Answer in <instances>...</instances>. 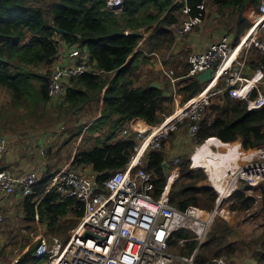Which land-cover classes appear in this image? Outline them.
I'll list each match as a JSON object with an SVG mask.
<instances>
[{
  "label": "trees",
  "instance_id": "trees-1",
  "mask_svg": "<svg viewBox=\"0 0 264 264\" xmlns=\"http://www.w3.org/2000/svg\"><path fill=\"white\" fill-rule=\"evenodd\" d=\"M107 1L0 0V85L11 91L17 102L23 100L29 103L30 107H33L30 101L36 107L47 104L49 99L51 100L49 80L53 73L56 54L60 50L59 41L55 39V36L60 35L68 46L80 43L82 51L87 48L90 52H88L90 60L94 62L96 69L107 73L75 75L72 78V86L67 88L66 102L79 108L78 106L85 107L86 103L96 101L98 97L100 99L103 88L108 85L104 94L102 115L97 119L99 124L94 123L91 130L114 116L116 119L112 127L116 129L121 122L135 118H143L151 125L160 123L163 120L160 118L161 113L166 115L172 113V106H167V103L172 102V97L166 96L163 89L151 87V85L136 86L135 79L139 75L136 70L143 58L148 60V57L144 55L143 46L151 51H165L171 46L174 35L165 27L181 20L179 13L184 8V1L126 0L124 6L118 9L109 8ZM203 1H211L220 5L221 8L232 6L239 8L245 2V0H187L191 15L202 18L206 10L201 9L199 5ZM156 23L157 25L154 26ZM152 27L153 30L143 41V46L136 50L143 34L135 32L141 29L149 31ZM253 50L256 49H250L249 53ZM257 52L260 51L257 50ZM257 52H253L248 58V64L253 69L264 62V54L262 57L256 54ZM133 53L134 56L130 59ZM44 64L49 68L48 76L35 71V68ZM114 72L117 74L110 81L109 77ZM36 80L40 81L39 86L35 84ZM188 80L187 85L182 87V90L186 92L185 101L203 88L198 80L189 78ZM250 85L252 87V83H249ZM62 105L66 106L65 100L61 102ZM214 112L216 115L213 117ZM200 126L198 142L210 137H218L224 142L241 139L246 149L256 147L264 149V105L249 109L247 102L225 93L222 104L214 103L206 109V116ZM145 127H147L146 124ZM82 129L81 126L75 132L76 136ZM112 134L114 133L111 132L109 137L101 143L80 149L72 160L73 167L92 165L93 170L100 174L101 181L115 171L125 168L134 154L136 141L130 137L111 141ZM208 142L222 144L214 138ZM241 152L240 144L237 143L235 155ZM144 162L147 170L155 175L153 196L159 198L167 183L163 167L164 153L157 150L151 151L144 156ZM188 163V160L181 163L180 176L173 184L169 203L181 210H186L191 205L207 210L213 209L218 197L217 193L208 184L198 183L205 180L206 175L201 170L195 175ZM203 163L205 164L203 168L207 169L214 186L221 193V182L216 178L220 172L224 173V171L213 172L208 163ZM197 167L200 166L197 164ZM51 177L52 174L48 171L35 184L33 192L23 197L26 217L33 220L38 215L42 223H47L49 234L61 229L70 230L84 214L83 203L78 199L61 200V195L55 188L47 191ZM175 177L170 175L167 193ZM188 177L192 179L191 182L186 185L179 183V180ZM256 191H258L257 194H255ZM202 194L203 196L200 197ZM261 198L263 206L259 208V211H264V185L244 186L242 184L230 197L233 201L230 210L249 211L258 206ZM223 212L229 213L225 210ZM66 217L69 223L64 226L66 221L62 222V220ZM260 227L263 230L259 239L256 240L258 245L253 247V243H248L249 249L251 248L249 251L255 259L254 264H264V219ZM235 231L228 223H218L213 226L208 239L201 246L197 264H206L211 259L222 255L230 259L234 258L239 248L238 237H232ZM193 236L194 233L186 228L175 231L171 246L176 245L181 237L192 238ZM197 245L198 241L192 239L188 241L187 249L182 248V251L190 255Z\"/></svg>",
  "mask_w": 264,
  "mask_h": 264
},
{
  "label": "built area",
  "instance_id": "built-area-1",
  "mask_svg": "<svg viewBox=\"0 0 264 264\" xmlns=\"http://www.w3.org/2000/svg\"><path fill=\"white\" fill-rule=\"evenodd\" d=\"M178 1L180 0H176ZM125 2L126 0H108L107 6L118 9L124 6ZM199 7L206 10V1L200 3ZM190 10L186 3L183 11L188 16L177 28L178 34L191 32L201 21V17L192 16ZM259 14V19L251 24L247 34L242 36L235 47L229 37H225L220 42L212 43L206 50L189 56V78H195L212 68L213 71H221L220 79L223 85L218 89L210 88L200 96L185 102L180 100L181 104L176 98L175 113L160 123L156 135H152L153 132L150 131L151 127L152 130L155 127L146 122L145 130L137 128L138 145H135L134 154L125 168L115 171L103 181L99 179L100 174L86 170L68 171L64 167L51 173L47 191L55 188L60 193L61 200L78 199L83 203L84 215L67 240L59 235L51 236L47 232V236H39L31 251L36 259L44 260L42 264H197L198 249L186 256L175 254L170 248L174 232L186 227L194 229L197 234L195 238L200 240L201 247L207 230L205 226L199 229L200 217L196 215L195 209L200 208L189 206L186 210H181L170 205L165 194L160 198L153 196L155 175L146 168L144 156L148 151H145L149 147L153 148L151 150L161 148L162 142L185 123L190 134L197 139L205 108L219 93H228L235 99L246 101L249 109L264 105L263 93L259 92L253 96L254 82H260L264 78V65L257 69L251 78L241 74L246 61L243 59L244 51L248 52L255 47L264 52V38L259 34L264 32V0L259 6ZM59 45L66 46V43L59 41ZM233 50H237V54L230 63L222 67V61ZM84 51L80 45H67L65 51L59 50L49 80L51 98L59 97L60 100H65L67 80L70 77L84 73H100L90 60L86 48ZM57 60L63 63L56 66ZM72 60L75 62L72 63ZM167 74L177 80L174 70H168ZM249 83H252V87H248ZM147 132L151 133L145 136ZM142 148L144 152L137 159V154ZM5 152L6 139L0 134V155ZM237 172L234 182L226 188L227 196H231L242 186L238 187V181L245 186H256L264 180V162L254 159L241 165ZM40 179L41 175L36 170L19 175L2 170L0 197L14 194L18 189L27 196L33 192ZM5 217L4 201L0 198V223ZM188 240L181 237L178 245L185 247ZM226 257L212 259L207 264H225L228 262ZM18 260L19 258L15 262Z\"/></svg>",
  "mask_w": 264,
  "mask_h": 264
},
{
  "label": "rangeland",
  "instance_id": "rangeland-1",
  "mask_svg": "<svg viewBox=\"0 0 264 264\" xmlns=\"http://www.w3.org/2000/svg\"><path fill=\"white\" fill-rule=\"evenodd\" d=\"M183 1H184V5L186 3H188L187 0H180L178 2H183ZM215 12H216L215 9H209L208 8L207 17H206V21H205V23H207V27H210L209 26L210 21L214 22L215 19L217 18L215 15ZM185 16L186 17H184L183 20L186 19L188 15L185 14ZM192 16H194V15H192ZM183 20L179 24H181L183 22ZM216 26H217V22H214V25L211 28V32L215 30ZM202 27L203 28L205 27L204 24L201 27L194 29L193 31L196 32L197 30L202 29ZM250 27H251V25L248 28H250ZM214 34L216 35L215 38H212V36H210L206 40L203 38L204 43H201V44L196 45V46L190 45V40L192 38L189 34H187L186 36L182 35V34H179V35L174 34L175 35L174 41L168 50H170L171 47H172L171 48L172 50H173V48L174 49L177 48L178 53L175 54V56H181V57L177 58L175 60V64L169 63V66L167 64L168 68L170 70H172V68H175V65L180 63V59H186V61H188L187 59L189 58L190 55L198 53V51H195V49L202 48L208 41H211L210 42L211 44L217 43V42L222 41L225 37L230 36L228 33H226V32L223 33L220 31L219 32L216 31ZM259 34L261 35L262 38H264L263 32H260ZM179 38H182V39L179 40ZM241 38H242V36L239 37V39L237 41H240ZM55 39H57L58 41H64V39L60 35H56ZM229 40H230V38H229ZM141 42H142V44H141ZM76 45H80V43H77ZM236 45H237V43L234 45V47ZM141 46H143V40L142 39L140 40V43L136 49L139 50V48H141ZM183 46H185L184 49H183ZM200 46H202V47H200ZM66 48H67V44H66V46L60 45V50L62 49V51H65ZM252 48L255 49V47H252ZM143 49L146 50V54L148 56H150V58H148V60L143 58L142 59L143 62L140 61V66L136 70L137 74H139V75L135 79V85L141 86V87H144L150 83H153L154 80L158 79L157 75H161L157 70L149 67L150 63H151V58L154 57L153 59H156L157 56L159 58H160V56L162 58L163 57L167 58V56H168V53L161 52L158 50L151 51L144 46H143ZM259 51H261V50H259ZM88 52H89V50H88ZM134 53H135V51H134ZM134 53L130 56V59L134 56ZM154 53L157 54V56ZM56 56H58V53L56 54ZM244 56H245V52H244ZM73 62H75V60H72V63ZM61 63H63V62L57 60L56 66L61 64ZM160 65H161V67L165 66V65H162L161 63H160ZM263 65L264 64H261L257 69L261 68ZM164 69H166V68H164ZM209 69H212V68H209ZM209 69H207V70H209ZM48 70H49V68L45 64L35 68L36 72H39V74L45 75V76H48L47 75ZM207 70H205V71H207ZM256 70L254 73H256ZM103 72L104 71H101L100 74H102ZM104 73L107 74L106 72H104ZM116 74H117V72H114L113 74H111V77H109L110 81L114 78V76ZM73 77H75V76H72L67 80L68 86H72V83H73L72 78ZM174 77H176V76H174ZM163 80L165 81V79H163ZM249 80H251V79H249ZM167 81H169V80H167ZM35 84L37 86H39L41 83L39 80H36ZM107 87H108V85H106L103 88V90L101 92L100 99L98 97V99L96 101H93L91 103H86L85 107L83 105V106H78L79 108H76L72 104H69L66 102V96H67L68 90H66V94H65L66 106H64V105L61 106V102H60L59 97H52L51 98V100H52L51 105L48 102L47 104H41V105L36 107L33 104V102L30 101L32 106H33V107H30L28 105L29 103H25V102H23V100H21L20 102L15 101L11 91H9L5 86L0 85V134H3V136L5 137L6 146H7V138L9 139L11 136L14 137V135H18V134L22 135V133L29 134L32 132H40L43 135V131H49V132H46L45 134H49L52 137L57 138V140L53 141L51 149L49 148L48 145H46L47 142H45V145L42 146L41 150L44 151V155L46 157H49V159L53 163H55L56 161L57 162H63L65 160L68 161L70 158H72L74 151H73V147H71L69 145L70 141L72 143L71 145H78L77 147H80V148L91 147V145H94V143L95 144L101 143L102 140H104L111 132L117 133L118 130H119V132H121L122 136L123 135L133 136L134 140L136 141V145H138L137 128H139L138 125H139L141 119H143V118H135L132 120H126L125 122L123 121L120 123V126H116L117 127V129H116V128L112 127V126H114V120L116 119V116H114L111 120L105 122L104 124H101L100 126L96 127V129H94V130H91V127H89L87 132H85V134H83V137H81L82 139H80V137H78L77 139L71 140L72 138H74V136H76V133H74V132L77 131L76 130L77 127L80 128L81 126L84 127L85 125L89 126V124L95 118L102 115V109L104 106V94H105ZM259 92L260 91H258V89L254 88L253 96L258 95ZM197 96H200V93ZM177 100H179L178 101V103H179L181 100V97H178ZM219 101H220L219 98H213L210 105H212L214 103L218 104ZM62 102H64V101H62ZM180 104H181V102H180ZM210 105L206 106L204 114L202 115V118L200 120L201 122L205 118L206 109ZM167 106L168 107L172 106V113L168 114V115H166V113H161L160 118H162L163 120L160 123H162L167 117H169L175 113V110L177 109V107H176L177 101H176V103L174 101L169 102V103H167ZM253 109H255V108H253ZM212 115L214 117L216 115V113L214 112ZM141 122H143V121H141ZM160 123L151 125L148 122H146V124H149L150 126H153V127H159ZM200 127H199V130H200ZM125 129L127 130L126 133H125ZM92 131H94V132H92ZM150 131H152V127H151ZM182 132L185 134H183ZM132 133H134V135ZM150 133L151 132H147L144 135L148 136ZM213 138L217 139L219 144L222 143L221 144L222 150H223V148H227V147L231 146L232 144L239 143L240 149L242 151L241 154L236 155L234 158H233V156L228 157L227 159H225V162L221 165V167L225 168L223 170L225 172L224 173L220 172V175H217V178H216V180L220 181L224 187V193L222 191L221 195H220L219 190L216 189V187L214 186V183L212 182V178L210 177L207 169L203 168V167H205V164L202 161H199L198 165L200 167H194L192 160H189V157L190 156L193 157L192 154L197 150L198 147L204 145L205 143H207L208 141H210ZM43 140H44V138H43ZM175 140L178 143H180L179 145H185L186 146V149L182 150L181 151L182 154H180V158H182V161L183 162H184V160L189 161V163H188L189 168L194 170L195 175L197 174L196 172L199 173V170H201L206 175V179L202 180V181H198V183L208 184L209 187H211L218 195L213 209L207 210L203 207L196 206V207L200 208L199 210L202 211V217L205 218V219H201V218L198 219L199 223L201 224L199 229L202 228L203 226H205V229L207 230V235H206V238L204 240L206 241L208 239V234L212 230L213 226L217 225L218 223L219 224L228 223L229 226H231L232 228H234L236 230L235 233L232 234V237L233 238H235L236 236L238 237L237 245H239L238 246L239 248L237 249L234 258L230 259V258L226 257L228 259L227 263H230V264H254L255 259L252 256V253L249 251L251 248L249 249L250 245H248V243L249 242L253 243L252 244L253 247H256L258 245L256 243L257 242L256 240L259 239L260 234L263 230L260 226L263 224L264 211H259V208H261L263 206L262 205L263 200L261 198L258 206L254 207L253 209H250L249 211L233 212L230 210V205L233 202L230 200V197L233 194L231 196H229V195L227 196L226 195V188L234 182V180L237 176V173H238L237 171L240 169L241 165H244L248 162H251L254 159H257V161H259V162H264V149H262V148L260 149L257 147L246 149L243 146V141L241 139H238L234 142H224L221 139H219L218 137H210V138L205 139L202 142H198V140H199L198 134H197V139H195L194 136H192L190 134V131L188 130L187 123H185L184 125H182V127L177 129L176 131H173L169 135V137H167L162 142L161 148L159 147V148H156L155 150H157V151L163 150L164 146L166 145L167 142L174 149V146L178 145V144H174ZM219 147L217 146L215 148V150H214L215 153L218 152V150L220 149ZM151 149H153V148L149 147L145 151V153L147 151H148L147 153L154 151ZM6 150H7V147H6ZM51 151H52V153H51ZM253 152H255V153H253ZM4 154H1L0 158ZM46 154H49V155H46ZM174 154H175V152H174ZM175 155H178V154H175ZM165 162H163V164ZM166 163L169 164L168 172H165V170H164V172L167 176V183H166V186H165L164 191H163L161 196H163L165 194L169 198L171 196L173 184L179 178L182 168H181V166L176 167L177 164L173 163V161H169ZM177 163H179V162H177ZM66 168L68 171H80L81 170L78 167H73L72 159H71V163ZM2 170H8L9 172H11L9 169H5V168L1 167L0 171H2ZM175 172H177V175L174 178V180L170 186V190L167 193V186H168V182H169V177L172 173H175ZM12 174H15V173H12ZM191 180L192 179L189 177L187 179L182 178V180H179L180 181L179 183L186 185L187 183L191 182ZM202 184H198V185H202ZM237 185L239 187L242 184H240L238 181ZM261 185H264V180H261L257 184V186H261ZM17 191L22 192L20 189H18ZM257 193H258V191H256L255 194H257ZM11 195H13V194H11ZM9 196H7V197H9ZM202 196H203V194L200 197H202ZM0 198H3V201H5L6 197L1 196ZM169 204L175 206L174 204H171V203H169ZM191 206H193V205H191ZM223 210L229 211V213L223 212ZM206 211L208 213H206ZM250 215H252V216H250ZM36 218L39 219V216L36 215ZM81 218L82 217H80V219H78L76 225L73 228H71L70 230H66V229L57 230L55 232H52V234L50 233L51 236L59 235L60 237H62V239L67 240L71 236L73 229L76 228L80 224ZM65 219L66 218H63V220H62V222L66 221L63 224L64 226H66L69 223ZM13 220H15L17 222L16 230L14 231V233H9L6 236L4 235V238L2 241H3V246H4L3 250H5V252H3V254L0 256V260L6 261L8 264H9V261L11 259H14L16 257V255H18L20 252L27 253L30 250L32 251L35 244L37 243L36 242L37 238L41 235H44V234L46 235L45 232L49 231V229L47 230L45 227L43 228V230L34 229V226H35L34 222L24 220L23 218L21 219L19 216H17L16 218H14L12 216H9V217L6 216L4 221H2L0 223V226L3 224V222L5 224L12 225ZM36 222H37V219H36ZM38 222H40L42 225H46V223H42V221H40V220ZM186 229H189V230H191V232L194 233V236L192 238H187V239H189L188 241H190L192 239H196L195 237L197 234L194 231V229L191 227H186ZM7 231H9V230L7 229ZM179 239L177 240L176 245L174 244L171 246L170 251H172L173 253L178 254V255L189 256V254H184L182 251V248L184 250L187 249L186 248L187 244L185 247L180 248V246L178 245ZM196 240L198 241V245L195 249H198L200 251L201 250V247H199L200 240H198V239H196ZM5 246L6 247L8 246V247L6 248ZM199 251H198V254H199ZM191 254L192 253H190V255ZM222 256H226V255H222ZM31 259L33 261H31V262L29 261L28 264H42L44 261V260L36 259L32 254H31ZM216 263H219V262H215V263L213 262L210 264H216Z\"/></svg>",
  "mask_w": 264,
  "mask_h": 264
},
{
  "label": "crops",
  "instance_id": "crops-1",
  "mask_svg": "<svg viewBox=\"0 0 264 264\" xmlns=\"http://www.w3.org/2000/svg\"><path fill=\"white\" fill-rule=\"evenodd\" d=\"M262 1L263 0H245L244 4H242V6H240L239 8H236L234 6L221 8L220 5L218 6L214 3H212L211 1H207L206 2V13L204 12V15L202 16L200 23L197 26H195L194 29L201 27L203 24L205 27L204 28L202 27V29L197 30L198 32L197 31L194 32L193 31L194 29H193L192 30L193 32L191 31V32L187 33L192 38L190 40V45L196 46V45H199L201 43H204L203 38L206 40L210 36H212V38H215L216 35L214 33L216 31L228 33L230 35L229 38H230L232 45H235L238 42L237 40L239 39V37L247 34L248 29H249L248 27L253 22H255L259 19V15H260L259 14V6L262 3ZM208 8L216 10L215 15L217 18L215 19L214 22H217V26L215 27V30L212 32H211V28L213 27L214 22L210 21V23H209L210 27H207V23H205ZM179 16H180L181 20L178 23H173V24H171V26L165 27V28H167V30L172 31L173 35L174 34L179 35L177 32V28L179 27V25H180L179 23L183 20V18L186 17L183 10H181V13H179ZM156 25H157V23L154 24V26H156ZM153 27L149 31H145L144 29L138 30L140 32V34H143V38H142L143 41L146 39V37L149 35V33L153 30ZM187 34H185V36ZM174 37H175V35H174ZM182 38H179V40ZM210 42L211 41H208L203 47L200 46L202 48H197V49H195V51H198V52L204 51L211 44ZM169 47L165 51L164 50L161 51V52L168 53L167 58L166 57L162 58L161 56L159 58L157 56V54H155V53L154 54L157 56V58L156 59H153L154 57L151 58V63H150L149 67L157 70L161 74V75H157L158 79L154 80L153 83H156L158 85V87H156V88L163 89L166 96L172 97V102L173 101L175 102L176 98H178V97H181V100L183 102V101H185L186 92L184 90H182V87L186 86L188 83L187 81H189L188 80L189 77L187 76L188 71H189V63H188V61H186V59H180V63L175 65V68H172V70H174V72H175V76L177 77V80H175V79L173 80L171 77H169L167 75V71L170 70L168 68L169 63L175 64V60L177 58L181 57V56H175V54L178 53L177 48L176 49L173 48V50H172L171 49L172 47H171L170 50H168ZM184 48H185V46H183V49ZM86 50L88 51L87 48H86ZM257 50L258 49L253 50L250 53H249V51L248 52L244 51L247 54H245V56H244V53H243V59L246 60L244 66L242 68V71H241V74L243 77L251 78L255 74L254 73L255 70L261 65V63L264 64V62H261L256 69H253V67L248 64V58L250 56H252L253 52H257ZM236 51L233 50L228 55V57L222 61V63H221L222 67H224L228 63H230L233 56L235 54H237ZM256 54H260L263 57L264 52L260 51V52H257ZM144 55H146L148 58H150V56H148L146 54V50H144ZM142 62H143V60H142ZM160 63L162 65H165V66L161 67ZM167 64H168V66H167ZM186 67H187V70H186ZM164 68H166V69H164ZM212 75H213L212 78L207 80V81H202V80L198 79L197 78L198 76L195 78L194 77L189 78L191 80H198L203 85V88L201 89V91H198L192 97L199 95V93L202 94L204 91H207L210 88L217 89L218 87L223 85L222 81L220 79L221 71H213ZM163 79H165V81ZM167 80H169V81H167ZM153 83H150L148 85H151V87H155V86H152ZM254 88L258 89V91H260L261 93H264V78L260 82H254ZM224 96H225V93H219L215 98H219V100H220L219 103L222 104ZM62 101H64V100H60V102H62ZM49 104L50 105L52 104V100H49ZM100 117L101 116L95 118L89 124V126L85 125L83 127L82 131L80 132V134L77 136H74V138H72L71 140L77 139L78 137H80V139H82L81 137H83V134H85V132H87L89 127H91L94 123H95V125L99 124V123H97L98 122L97 119H99ZM141 121H143V122H141ZM141 121H140L138 127L141 129L146 128L145 122H147V121L144 119H141ZM78 129H79V127L76 128V130H78ZM46 132H49V131H43V135L40 132H32L29 134L22 133V135H20V134L14 135V137L11 136L9 139L6 137L7 138V146H6L7 150H6V153L0 158V168L2 167L5 169H9L12 173H15V174H22V173H25V172L30 171V170H36L40 173V175L42 177L48 171H49V174H51L52 172H54L60 168L67 167L71 163V159L72 160L74 159L76 153L80 149L88 148V147L80 148V147H77L78 145H71L72 143L70 141L69 145L71 147H73V151H74L72 158H70L68 161H66V160L63 162H57L56 161L57 163L56 162L53 163L49 159V157H46L44 155V151L41 150V148L43 145H45V142H47L46 145H48L49 148L51 149L53 141L57 140V138L52 137L49 134H45ZM132 134L134 135V133H132ZM183 134H185V133H183ZM109 135L107 137H109ZM112 135H113V137L110 139L111 141H119V140H122L123 138H128V137L133 138V136H126V135L122 136L121 132H119V130L117 131V133H114ZM43 138H44V140H43ZM174 144H178V145L174 146V149H173V147L170 144H168V142H167L166 145L164 146V149L160 150V151L162 153H164V162L165 161L166 162L173 161V163L177 164L176 167H178V166H181V163L183 162L182 158H180V154H182L181 153L182 150L186 149V146L185 145H179L180 143H178L176 140H175ZM94 145H95V143H94ZM235 145L236 144L229 146L227 148H223V150H222L221 149L222 145H218V144L212 143V142H207L204 145L198 147L197 150L192 154L193 157H191V156L189 157V160H192L194 167H197V164L199 161L208 163L210 166V169L213 172H217L220 169H222V168H220V166L225 162V159H227L228 157H232V156L234 158L236 156L235 155ZM217 146L218 147L220 146L219 147L220 149L218 150L217 153H215L214 150ZM201 151H203L204 155L201 154ZM174 152H175V154H178L179 156L175 155ZM51 153H52V151H51ZM46 155H49V154H46ZM177 162H179V163H177ZM79 169L86 170L88 172L89 171L95 172L93 170L92 165H85V166L80 167ZM222 170H224V169H222ZM176 175H177V172L171 174V176H173V177H175ZM23 197H24V195L21 192L16 191L13 195H10L9 197L5 198L4 210L6 211V216H8V217L12 216L14 218L19 216L21 219L23 218L24 220L34 222V225H35L34 229L43 230V228L45 227L48 230L47 223H46V225H42L40 222H38L39 221L38 218L35 217V219L31 220V219H28L26 217L24 205H23L24 204ZM36 219H37V222H36ZM66 220H67V217H66ZM16 226H17V222L15 220H13L12 225H8V224H5L3 222V224L0 226V235H1V237H0V256L3 254V252H5V250H3L4 246H3V241H2L4 238V235L6 236L9 233H14V231L16 230ZM7 229L9 231H7ZM46 232L48 233V231H46ZM24 254H25V252L24 253L20 252L18 255H16V257L14 259H11L9 261V264H14V263L18 264L17 262H15V259L16 258L20 259L21 257L24 256ZM31 254L29 255V258L26 260V262L21 263V264H28L29 261L31 262ZM0 264H8V263L6 261L0 260Z\"/></svg>",
  "mask_w": 264,
  "mask_h": 264
},
{
  "label": "water",
  "instance_id": "water-1",
  "mask_svg": "<svg viewBox=\"0 0 264 264\" xmlns=\"http://www.w3.org/2000/svg\"><path fill=\"white\" fill-rule=\"evenodd\" d=\"M60 30V29H59ZM61 31V30H60ZM136 34H140V32L139 31H137V32H135ZM212 73H213V69H209V70H207V71H205V72H202L200 75H198V79H200V80H202V81H207V80H209V79H211L212 78ZM152 86H155V87H158V85L156 84V83H153L152 84ZM168 163H164L163 164V167H164V170H165V172H168ZM86 234H88V233H86ZM31 254V250L30 251H28L27 253H25L24 254V256L23 257H21L18 261H17V263L18 264H21V263H25L26 262V260L29 258V255ZM216 264H221V263H216ZM225 264H230V263H225Z\"/></svg>",
  "mask_w": 264,
  "mask_h": 264
},
{
  "label": "bare ground",
  "instance_id": "bare-ground-1",
  "mask_svg": "<svg viewBox=\"0 0 264 264\" xmlns=\"http://www.w3.org/2000/svg\"><path fill=\"white\" fill-rule=\"evenodd\" d=\"M249 87H251V85H250ZM146 128H147V127H146ZM146 128H144V129H142V130H145ZM152 132H153L152 135H156V133L158 132V128L155 127V128L152 130ZM143 152H144V148H142V149L139 151V153L137 154V157H136V158L138 159V158L142 155ZM201 154L204 155L203 151H201ZM220 168L225 169L224 167H221V166H220ZM222 169H220V170L223 171ZM224 172H225V171H224ZM220 190H221V193H222V191H223V193H224V187H223L222 183L220 184ZM221 193H220V195H221ZM195 212H196V215H197L198 217H200L201 219H205V218L202 217V211H201V210H199V209H195ZM206 213H208V212L206 211Z\"/></svg>",
  "mask_w": 264,
  "mask_h": 264
}]
</instances>
